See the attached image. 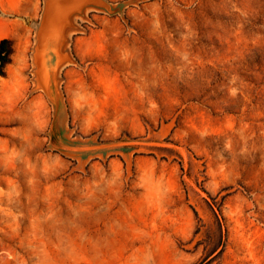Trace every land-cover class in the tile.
Here are the masks:
<instances>
[{"label":"rangeland","instance_id":"1","mask_svg":"<svg viewBox=\"0 0 264 264\" xmlns=\"http://www.w3.org/2000/svg\"><path fill=\"white\" fill-rule=\"evenodd\" d=\"M108 1L0 0V264H264V0Z\"/></svg>","mask_w":264,"mask_h":264},{"label":"water","instance_id":"2","mask_svg":"<svg viewBox=\"0 0 264 264\" xmlns=\"http://www.w3.org/2000/svg\"><path fill=\"white\" fill-rule=\"evenodd\" d=\"M88 6L104 8L110 13L122 10L121 4L113 7L108 0H45L34 52L39 77L67 60L62 51L66 29L72 26L73 15L82 14Z\"/></svg>","mask_w":264,"mask_h":264},{"label":"trees","instance_id":"3","mask_svg":"<svg viewBox=\"0 0 264 264\" xmlns=\"http://www.w3.org/2000/svg\"><path fill=\"white\" fill-rule=\"evenodd\" d=\"M13 52L12 48V40L9 37L2 38L0 40V76L5 75V68L6 65L11 61V54ZM213 202L210 204L211 209L213 210L215 217L218 218V214L214 210V207L217 206L218 202L215 197H212ZM195 213L197 211L195 210ZM221 225V224H220ZM216 251L209 253L206 257H204L199 263L197 264H212L215 260H217L219 254L215 253Z\"/></svg>","mask_w":264,"mask_h":264},{"label":"bare ground","instance_id":"4","mask_svg":"<svg viewBox=\"0 0 264 264\" xmlns=\"http://www.w3.org/2000/svg\"><path fill=\"white\" fill-rule=\"evenodd\" d=\"M7 31H5V28L3 31L0 32V35H5Z\"/></svg>","mask_w":264,"mask_h":264},{"label":"crops","instance_id":"5","mask_svg":"<svg viewBox=\"0 0 264 264\" xmlns=\"http://www.w3.org/2000/svg\"><path fill=\"white\" fill-rule=\"evenodd\" d=\"M1 38H2V37H1ZM1 38H0V39H1Z\"/></svg>","mask_w":264,"mask_h":264}]
</instances>
